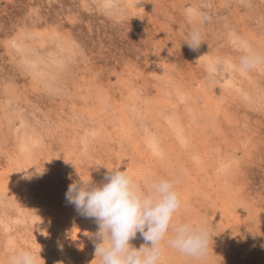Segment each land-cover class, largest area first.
Listing matches in <instances>:
<instances>
[{
  "label": "rangeland",
  "instance_id": "rangeland-1",
  "mask_svg": "<svg viewBox=\"0 0 264 264\" xmlns=\"http://www.w3.org/2000/svg\"><path fill=\"white\" fill-rule=\"evenodd\" d=\"M248 50L264 53V0H0V264L22 249L98 264V225L65 194L119 168L176 179L175 221L211 231L205 260L161 264H264V65L241 72Z\"/></svg>",
  "mask_w": 264,
  "mask_h": 264
},
{
  "label": "clouds",
  "instance_id": "clouds-1",
  "mask_svg": "<svg viewBox=\"0 0 264 264\" xmlns=\"http://www.w3.org/2000/svg\"><path fill=\"white\" fill-rule=\"evenodd\" d=\"M201 19L207 22L206 14ZM202 33L193 29L186 43L193 51L199 49ZM230 65L218 61L209 66L210 72L223 73ZM264 65V53L248 50L239 58L238 69L249 72ZM105 183L95 184L91 177L69 185L65 194L68 203L83 217L94 218L98 225L94 261L98 264H161L166 249H172L193 262L208 257L212 234L204 224L176 222L183 207L178 181L154 177L141 185L128 170L112 169ZM139 233L145 244L139 249L131 240ZM150 242V246L148 245ZM41 257L31 249L11 254L7 264H40ZM63 264V261L57 262Z\"/></svg>",
  "mask_w": 264,
  "mask_h": 264
},
{
  "label": "bare ground",
  "instance_id": "bare-ground-1",
  "mask_svg": "<svg viewBox=\"0 0 264 264\" xmlns=\"http://www.w3.org/2000/svg\"><path fill=\"white\" fill-rule=\"evenodd\" d=\"M66 207H67V206H66ZM66 210H67V209H66ZM67 212H69V211L67 210ZM67 212H66V213H67ZM67 214H68V213H67ZM50 220H52V219L50 218ZM62 220H63V219H62ZM52 222H53V221H52ZM60 223H61V222H60Z\"/></svg>",
  "mask_w": 264,
  "mask_h": 264
}]
</instances>
